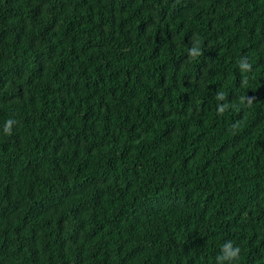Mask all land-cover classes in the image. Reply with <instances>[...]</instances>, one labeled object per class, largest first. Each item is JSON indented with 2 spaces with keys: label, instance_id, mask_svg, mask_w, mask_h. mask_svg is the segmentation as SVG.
Instances as JSON below:
<instances>
[{
  "label": "trees",
  "instance_id": "obj_1",
  "mask_svg": "<svg viewBox=\"0 0 264 264\" xmlns=\"http://www.w3.org/2000/svg\"><path fill=\"white\" fill-rule=\"evenodd\" d=\"M226 240L264 264V0H0V264Z\"/></svg>",
  "mask_w": 264,
  "mask_h": 264
},
{
  "label": "clouds",
  "instance_id": "obj_2",
  "mask_svg": "<svg viewBox=\"0 0 264 264\" xmlns=\"http://www.w3.org/2000/svg\"><path fill=\"white\" fill-rule=\"evenodd\" d=\"M190 54L192 57H197L201 54L200 50V42L199 40L194 41V46L190 49ZM250 63L248 62L247 58L241 57L238 60V70L242 73H246L250 70ZM215 99L217 101H223L225 99L224 94L216 93ZM249 102H252V99L248 98ZM218 110L223 112L227 107L226 104H218ZM14 121L12 119H8L4 121L2 125V131L4 134L8 135L11 134L12 126ZM241 259V248L239 245L235 244L232 240H226L223 244L220 245V250L218 255L216 256V264H239Z\"/></svg>",
  "mask_w": 264,
  "mask_h": 264
}]
</instances>
